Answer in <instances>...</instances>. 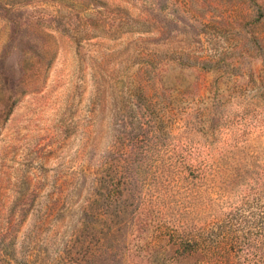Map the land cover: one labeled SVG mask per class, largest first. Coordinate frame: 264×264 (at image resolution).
I'll list each match as a JSON object with an SVG mask.
<instances>
[{"label":"rangeland","instance_id":"1","mask_svg":"<svg viewBox=\"0 0 264 264\" xmlns=\"http://www.w3.org/2000/svg\"><path fill=\"white\" fill-rule=\"evenodd\" d=\"M77 260L264 264V0H0V264Z\"/></svg>","mask_w":264,"mask_h":264},{"label":"trees","instance_id":"2","mask_svg":"<svg viewBox=\"0 0 264 264\" xmlns=\"http://www.w3.org/2000/svg\"><path fill=\"white\" fill-rule=\"evenodd\" d=\"M197 63H198V65L200 64V65H202L203 68H207V69H210L211 66H213V63H212V60L211 59H203L201 61H198ZM189 243H191V241L188 242V245L191 246V249H192L191 250V253H192L194 251V246L192 245V243L191 244H189ZM96 253H97V251H95L93 253H90L88 255V259H89V257L95 255ZM71 264H84V263H83V260H77V261H74ZM86 264H90V263L88 262ZM91 264H98V263H91Z\"/></svg>","mask_w":264,"mask_h":264}]
</instances>
